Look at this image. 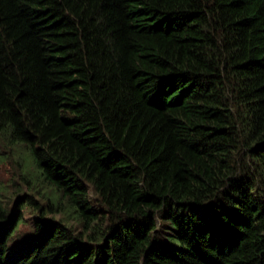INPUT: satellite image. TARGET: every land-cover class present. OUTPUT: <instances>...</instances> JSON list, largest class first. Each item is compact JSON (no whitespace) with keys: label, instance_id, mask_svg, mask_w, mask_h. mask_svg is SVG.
<instances>
[{"label":"trees","instance_id":"16d2710c","mask_svg":"<svg viewBox=\"0 0 264 264\" xmlns=\"http://www.w3.org/2000/svg\"><path fill=\"white\" fill-rule=\"evenodd\" d=\"M0 136V264H264V0H0Z\"/></svg>","mask_w":264,"mask_h":264},{"label":"rangeland","instance_id":"374dc122","mask_svg":"<svg viewBox=\"0 0 264 264\" xmlns=\"http://www.w3.org/2000/svg\"><path fill=\"white\" fill-rule=\"evenodd\" d=\"M30 161L24 147L20 145L10 146L0 136V204L8 208L9 213H14L16 201L18 200L22 204L26 196H32V199L40 204L45 203L38 197L35 189H39L40 193L42 191L47 194L46 186L40 183L41 180L37 177ZM196 211L200 213L201 208H197ZM21 213L23 222L19 224V231H29L28 219L36 215V212L25 205ZM56 217L59 218L60 215Z\"/></svg>","mask_w":264,"mask_h":264}]
</instances>
